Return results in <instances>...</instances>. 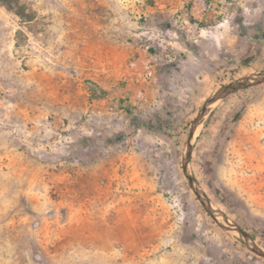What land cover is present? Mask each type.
<instances>
[{"label":"rangeland","instance_id":"1","mask_svg":"<svg viewBox=\"0 0 264 264\" xmlns=\"http://www.w3.org/2000/svg\"><path fill=\"white\" fill-rule=\"evenodd\" d=\"M263 70L264 0H0V264H264L183 165ZM189 168L264 247V82Z\"/></svg>","mask_w":264,"mask_h":264},{"label":"water","instance_id":"2","mask_svg":"<svg viewBox=\"0 0 264 264\" xmlns=\"http://www.w3.org/2000/svg\"><path fill=\"white\" fill-rule=\"evenodd\" d=\"M264 82V70L252 75H249L244 78H240L238 80H235L231 83H228L226 85H223L217 93L212 95L204 104L202 107L199 115L194 121L192 131L190 133L189 141L187 144V149L184 154V173L187 176L191 187L197 194L198 198L203 203L204 207L210 213L214 218L217 219L219 223H221L224 227L237 231L240 235L243 236L244 242L246 243L247 247L251 249L253 252L257 253L260 256L264 257V247L260 246L256 243V241L253 239V237L247 233L241 226H239L237 223L231 221L227 217V215L222 212L218 207H216L211 199L208 197V195L203 191V189L199 186L197 180L193 176V173L191 172L189 168V163L191 159V155L193 152L194 142H195V133L198 129V127L201 125V123L205 120L207 114L212 110L213 106L220 100L225 97H227L229 94L243 89L250 86L257 85L259 83Z\"/></svg>","mask_w":264,"mask_h":264}]
</instances>
